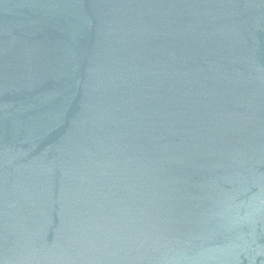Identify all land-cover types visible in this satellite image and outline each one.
<instances>
[{
  "label": "water",
  "instance_id": "95a60500",
  "mask_svg": "<svg viewBox=\"0 0 264 264\" xmlns=\"http://www.w3.org/2000/svg\"><path fill=\"white\" fill-rule=\"evenodd\" d=\"M0 264H264V0H0Z\"/></svg>",
  "mask_w": 264,
  "mask_h": 264
}]
</instances>
